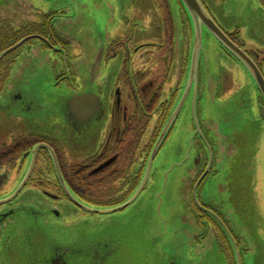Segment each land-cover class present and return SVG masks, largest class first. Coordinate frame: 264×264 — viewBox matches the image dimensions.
<instances>
[{"label":"flooded vegetation","instance_id":"flooded-vegetation-1","mask_svg":"<svg viewBox=\"0 0 264 264\" xmlns=\"http://www.w3.org/2000/svg\"><path fill=\"white\" fill-rule=\"evenodd\" d=\"M201 1L264 79V53L248 46L243 28L215 17L210 1L224 2ZM251 1L255 6L245 2L243 15L255 20L264 44V0ZM135 4L155 15L132 16L128 7ZM194 37L180 0H0V264H60L72 250L57 248L55 229L115 224L149 194L188 117ZM214 40L206 45L234 71H225L224 83L214 70L216 87L223 84L224 98L241 94L243 108L249 105L238 117L255 137L246 166L258 195L264 193V91L245 63ZM209 55L202 50L199 57L189 145L175 148V160L183 165L194 244L202 249L213 236L227 264H245L249 242L215 202L214 186L230 170L234 146L229 136H214L203 112ZM229 118L215 123L217 133H230L223 129ZM253 203L259 205L257 196ZM219 219L237 242L240 262ZM259 226L264 230V217Z\"/></svg>","mask_w":264,"mask_h":264},{"label":"water","instance_id":"water-1","mask_svg":"<svg viewBox=\"0 0 264 264\" xmlns=\"http://www.w3.org/2000/svg\"><path fill=\"white\" fill-rule=\"evenodd\" d=\"M180 1L188 13L195 33L191 60L192 68L188 82V92L192 95L189 113H187L188 117H183L174 140L166 148L162 161L156 169L157 173L152 189L132 214L124 216L117 220L115 224L110 225L91 226L90 228L80 226L72 228L70 231L55 229L57 232L55 237L59 240L57 248L72 250V254L61 260L60 264H122V256L125 260L126 255L124 256V254L127 252L124 243L134 241L133 238H123L116 235L124 232H143V238H138L135 242L140 257L138 264H227L226 254H224L221 246L213 236L209 237L202 249L194 244V237L198 233L196 223H194L189 212L186 211L183 198L186 187V182L183 180L184 170L181 162L177 163L175 160L177 155L175 148L184 144L189 145L188 123L195 118L198 61L207 41L214 46V39H217L234 52L239 60L245 63L249 71L253 73L262 91H264V79L256 65L247 60L245 53L227 38L222 29L218 28L201 0ZM206 62L211 64L209 58H206ZM213 78L209 73L206 80L205 105L209 107V110L214 106V89L217 88L215 78L212 81ZM207 119L216 131L214 136L217 138L229 136L234 146L230 149V153L234 157L229 161L230 170L227 174L225 170H222L213 189L214 195L220 200L222 207L228 211L231 221L237 227V231L242 233L249 242L252 263L264 264V258L260 252L259 233L253 220L256 209L251 198V190L249 185L244 187L242 177H240L242 167L235 159L239 151L238 135L217 133L218 126L215 123H221L223 119L218 120L209 116ZM238 167L240 170L237 171ZM223 168L227 169V166ZM125 207L98 213L108 214L121 211ZM220 222L233 243L236 260L240 262L237 242L232 234L228 232L224 223L221 220ZM42 239L44 238L42 237ZM47 263V261L41 260L35 264Z\"/></svg>","mask_w":264,"mask_h":264},{"label":"rangeland","instance_id":"rangeland-1","mask_svg":"<svg viewBox=\"0 0 264 264\" xmlns=\"http://www.w3.org/2000/svg\"><path fill=\"white\" fill-rule=\"evenodd\" d=\"M171 1V0H170ZM210 1V0H209ZM224 4L220 7L215 6L212 1L211 8L213 9L215 17L220 21L223 22L224 25L227 28L232 27H240L243 28L247 35L246 38L248 39V46L252 49H259L264 53V44L258 41V38L256 37V27H255V20H249L248 18H245L246 15H243V13L246 11L247 4L245 2L250 3V7H254L255 5L251 0H222ZM207 3V2H206ZM256 4V3H255ZM258 9V7L256 8ZM128 12L132 15H140L141 17H144L146 19H151L155 13L150 11H143L137 4L131 5L128 7ZM213 47H208L207 45H204V50L210 51L211 56L209 55L207 58H209V62L212 63L211 69L208 73H210L214 77V70L216 72L220 73V76H224V83L229 79L227 74L225 73L226 70H228L227 66V60L224 58V56H218L219 54L216 53ZM213 52H212V51ZM230 67H233L230 65ZM230 72H234L232 69H229ZM264 70V69H263ZM235 76L238 75L237 72L234 74ZM239 77V75H238ZM214 81V78L213 80ZM214 91L217 93L215 94L214 98V106L209 110L204 107L203 112L205 115L211 118H216L218 120H221L225 118V116L231 117L233 116V120L229 118L230 120L225 122L224 125V131L230 132L233 134L238 135L237 137V144L239 146V151L237 154L239 163L242 167V173L240 177H242L243 185L244 187H247L249 185V188L251 190V198L255 202L256 196L259 199V205H255L254 207L256 209V213L254 215V225L256 227V230L259 233V241L261 245V255L264 258V230H260L259 223L260 221H263L264 217V193H256L255 191V182L253 183V178L251 176V173L248 171V167L246 166V159L248 157H251L253 153V142L255 141V137L250 135V133L247 132V124L244 121H241L238 117L241 114L246 115L244 113V109L249 108V105H245L246 108H243V103L240 100V97L236 95L235 97L230 98H224L225 97V86L223 84H220L217 88L214 89ZM243 97L246 98V96H249L250 92L248 89H244L243 91ZM245 95V96H244ZM238 97V98H237ZM240 109L239 113H236V110ZM240 170V168H238ZM237 169V171H238ZM7 179H5V182ZM6 184V183H5ZM215 196V195H214ZM255 197V199H254ZM215 202L218 204L220 203V200L215 197ZM221 205V203H220ZM139 205L135 206L131 211L124 214L123 216H128L133 213L134 209H136ZM222 206V205H221ZM224 209V208H223ZM226 211V209H224ZM228 212V211H226ZM117 228V227H116ZM95 229V228H93ZM143 232H134V233H117L116 235L119 237H126V238H133L134 241H127L124 243V246L127 249L126 259L124 260L122 256V264H138L140 257L139 253L136 250L135 242L139 238H143L142 236ZM249 258L246 260L245 264H253L252 263V256L251 252L249 251Z\"/></svg>","mask_w":264,"mask_h":264},{"label":"trees","instance_id":"trees-1","mask_svg":"<svg viewBox=\"0 0 264 264\" xmlns=\"http://www.w3.org/2000/svg\"><path fill=\"white\" fill-rule=\"evenodd\" d=\"M223 234L225 235L224 232H223ZM225 240H226V243H228V246L226 247L227 252H229L232 256H234L235 253H233V249H232V247H231V244L229 243V241H228L227 238H225ZM221 249H222V248H221ZM222 250H223V249H222ZM226 258H227V257H226Z\"/></svg>","mask_w":264,"mask_h":264}]
</instances>
